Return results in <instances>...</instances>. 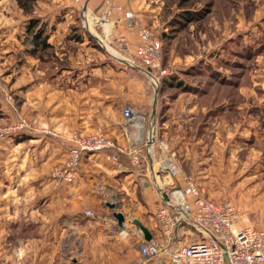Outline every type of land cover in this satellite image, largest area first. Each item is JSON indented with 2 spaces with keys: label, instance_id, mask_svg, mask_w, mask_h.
Returning <instances> with one entry per match:
<instances>
[{
  "label": "crops",
  "instance_id": "obj_1",
  "mask_svg": "<svg viewBox=\"0 0 264 264\" xmlns=\"http://www.w3.org/2000/svg\"><path fill=\"white\" fill-rule=\"evenodd\" d=\"M120 2L136 13L134 0ZM8 6L0 0V62L10 51L17 53L16 111L30 118L35 130L24 131L28 137L18 142L8 138L0 143V259L5 264H173L164 254L152 258L140 254L138 244L145 239L135 220L153 240L168 245L204 238L207 232L185 220L169 234L160 229L154 216L158 205L167 204L173 217L178 212L163 196L167 186L158 157L151 160L142 153L140 163L132 164L123 153L113 163L106 158L107 150L83 153L72 182L51 176L52 165L67 156L66 136L74 129L88 133L100 126L118 143H129L130 137L119 127L121 105L131 101L143 77L120 70V59L93 44L82 28L81 21H86L79 9L38 12L50 28L48 41L63 61L58 66L41 65L37 55H28L32 42L25 32L26 16L16 15L22 25L14 23L10 31ZM109 15L121 23L115 29H123L133 52L136 32L125 26L122 12L112 10ZM120 74L128 76L127 84H121ZM4 101L0 100V113L12 115L14 109ZM201 161L195 183L203 196L219 200L212 173L201 171ZM246 183L231 188L237 224L264 229V185L257 181L253 190ZM86 209L93 214L86 215ZM113 210L124 215L122 228Z\"/></svg>",
  "mask_w": 264,
  "mask_h": 264
},
{
  "label": "rangeland",
  "instance_id": "obj_2",
  "mask_svg": "<svg viewBox=\"0 0 264 264\" xmlns=\"http://www.w3.org/2000/svg\"><path fill=\"white\" fill-rule=\"evenodd\" d=\"M6 1L11 31L14 23L22 25L16 15L25 14L15 0ZM105 1L31 0L30 3L35 15L53 8L81 10L86 21H81L82 28L93 44L106 55L120 59V70L143 77L142 80L137 76L142 83L131 101H122L121 105V109L130 105L144 114L139 132L143 154L151 160L173 156L180 179L190 175L195 180L197 161L203 159L200 168L212 173L215 195L221 196L219 200H230L237 208L231 197L232 187L239 189L247 181L246 186L253 190L257 181L264 185V0H185L182 5L180 0H134L138 14L135 13V20L162 36L160 68L150 74L135 55L138 37L131 52L123 29H115L121 23L110 19V8L107 24L101 23L98 15ZM120 1L109 0L121 5ZM185 10L195 11L199 18L178 26L175 23L181 15H187ZM54 18L57 20L60 15ZM27 19L26 16L25 24ZM130 23L126 20L125 26L136 32ZM14 27L17 31V26ZM51 51L54 58L37 61L41 65L62 63L54 47ZM12 52L0 62V94L3 93L14 113L9 116L7 112L0 113V127L15 124L19 118L34 127L30 118L17 115V53ZM161 69L165 73L160 74ZM120 78L122 85L127 84V75L120 74ZM3 97L0 95L1 101ZM119 123L123 124L122 117ZM135 129H128L127 136L134 137ZM73 132L81 135L100 132L112 137L99 126L88 133L74 129L66 136L67 142ZM8 138L5 136L0 143ZM60 163L53 164L51 170ZM0 263L5 264L1 259Z\"/></svg>",
  "mask_w": 264,
  "mask_h": 264
},
{
  "label": "built area",
  "instance_id": "obj_3",
  "mask_svg": "<svg viewBox=\"0 0 264 264\" xmlns=\"http://www.w3.org/2000/svg\"><path fill=\"white\" fill-rule=\"evenodd\" d=\"M108 8L122 12L123 17L130 20V24L135 27L138 37L135 55L140 64L149 74L152 69H159L162 60L161 42L154 30L137 22L132 9H125L118 3L111 4L109 0L102 4L101 15H98L103 25L108 22ZM163 73L165 71L161 69L160 74ZM122 118L123 124L119 127L125 134L129 132L128 129L136 128V134L134 137L130 136L127 146L100 132L87 135L73 132L69 137L67 156L52 168L51 176L58 181L72 182L77 177L81 155L101 150H107L106 158L113 163H116L123 153L132 164L140 163L143 150L139 146L142 141L139 132L142 126L140 121L144 122V114L127 105L122 109ZM25 130L35 128L19 118L15 124L0 127V140L9 134ZM173 161V156L167 155L159 159L158 164L164 185L171 187L167 192L168 203L177 210L178 215L173 217L167 204H161L154 211L155 220L165 234H169L175 224L185 220L203 227L207 235L177 245H168L156 240H141L138 244L140 254L147 258L164 254L173 264H223V255L226 253L230 264H264V229L250 225L239 226L238 209L230 200H213L203 196L192 176L181 177L182 180L176 176ZM178 179L182 181L181 185L175 186L174 182ZM84 213L93 214L89 209L84 210Z\"/></svg>",
  "mask_w": 264,
  "mask_h": 264
},
{
  "label": "trees",
  "instance_id": "obj_4",
  "mask_svg": "<svg viewBox=\"0 0 264 264\" xmlns=\"http://www.w3.org/2000/svg\"><path fill=\"white\" fill-rule=\"evenodd\" d=\"M18 8L21 9L22 13H24L28 19L25 24V32L32 42V47L28 50L29 53L33 55H37L41 60H49L54 58V55L52 54V48L53 46L48 41L49 35H50V28H48V23L45 19L35 15L31 10V0H15ZM185 2V0H180V5ZM185 13L187 15H181L180 18L176 21L175 24L184 25L190 20L199 18L197 13L195 11H189L185 10ZM195 12V13H193ZM24 15V16H25ZM202 15V14H200ZM182 17V18H181ZM160 41L162 40V36L160 34H157ZM161 51L163 54V48L161 43ZM38 53V54H37ZM146 69V68H145ZM153 71H156L155 69H152L150 73ZM9 138H12L14 142H18L20 140H23L24 138H27L28 135L24 131H18L14 134L7 135ZM175 186H178V184L175 183ZM169 188L166 187V192H168Z\"/></svg>",
  "mask_w": 264,
  "mask_h": 264
},
{
  "label": "water",
  "instance_id": "obj_5",
  "mask_svg": "<svg viewBox=\"0 0 264 264\" xmlns=\"http://www.w3.org/2000/svg\"><path fill=\"white\" fill-rule=\"evenodd\" d=\"M163 196L165 197V199H168L166 192L163 193ZM107 205L110 208L115 207V204L112 202H108ZM112 214L116 219L117 225L120 228H122L123 221H124V215L120 211H115V210H113ZM135 223L138 224L139 228L141 229L144 239L147 241H153L150 231L144 225H142L138 220H135ZM223 264H230L226 253L223 255Z\"/></svg>",
  "mask_w": 264,
  "mask_h": 264
}]
</instances>
